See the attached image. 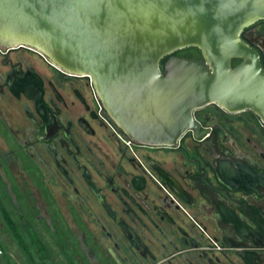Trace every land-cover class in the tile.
Instances as JSON below:
<instances>
[{"label": "flooded vegetation", "instance_id": "af4514ba", "mask_svg": "<svg viewBox=\"0 0 264 264\" xmlns=\"http://www.w3.org/2000/svg\"><path fill=\"white\" fill-rule=\"evenodd\" d=\"M242 36L264 66V21ZM193 116L176 146L128 145L89 77L0 48V264H264V123Z\"/></svg>", "mask_w": 264, "mask_h": 264}, {"label": "water", "instance_id": "95a60500", "mask_svg": "<svg viewBox=\"0 0 264 264\" xmlns=\"http://www.w3.org/2000/svg\"><path fill=\"white\" fill-rule=\"evenodd\" d=\"M261 20L264 0H0V48L89 77L132 143L172 147L210 104L264 123V66L242 36Z\"/></svg>", "mask_w": 264, "mask_h": 264}, {"label": "rangeland", "instance_id": "374dc122", "mask_svg": "<svg viewBox=\"0 0 264 264\" xmlns=\"http://www.w3.org/2000/svg\"><path fill=\"white\" fill-rule=\"evenodd\" d=\"M9 197H8V195L6 194V192L5 191H3V190H1L0 191V211H1V209L2 208H4L8 203H9ZM2 206H4V207H2ZM0 215H2V213L0 212ZM3 259V258H2ZM5 259V258H4ZM2 263H6V260H3V262ZM1 263V264H2ZM19 263V262H18ZM20 264H22L21 262H20ZM63 264V263H62Z\"/></svg>", "mask_w": 264, "mask_h": 264}, {"label": "built area", "instance_id": "2783aa9c", "mask_svg": "<svg viewBox=\"0 0 264 264\" xmlns=\"http://www.w3.org/2000/svg\"><path fill=\"white\" fill-rule=\"evenodd\" d=\"M96 98H97V97H96ZM97 103H98V105H101V103H100V101L98 100V98H97ZM125 140H126V143H127L128 145L131 144V141H130L127 137H125Z\"/></svg>", "mask_w": 264, "mask_h": 264}, {"label": "trees", "instance_id": "16d2710c", "mask_svg": "<svg viewBox=\"0 0 264 264\" xmlns=\"http://www.w3.org/2000/svg\"><path fill=\"white\" fill-rule=\"evenodd\" d=\"M177 53H181V51H178ZM176 54V53H175ZM166 59H164L162 62H161V68L163 69V64H164V61H165Z\"/></svg>", "mask_w": 264, "mask_h": 264}, {"label": "crops", "instance_id": "0c3cea01", "mask_svg": "<svg viewBox=\"0 0 264 264\" xmlns=\"http://www.w3.org/2000/svg\"><path fill=\"white\" fill-rule=\"evenodd\" d=\"M64 244H65L66 247H69V245H71L72 243H69V242L66 243V242H64Z\"/></svg>", "mask_w": 264, "mask_h": 264}]
</instances>
